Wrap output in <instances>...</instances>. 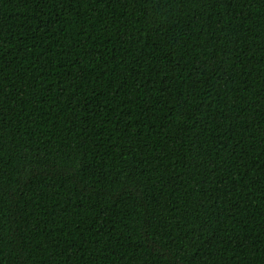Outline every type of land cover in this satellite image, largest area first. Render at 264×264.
I'll return each mask as SVG.
<instances>
[{"label": "trees", "instance_id": "obj_1", "mask_svg": "<svg viewBox=\"0 0 264 264\" xmlns=\"http://www.w3.org/2000/svg\"><path fill=\"white\" fill-rule=\"evenodd\" d=\"M0 264H264V0H0Z\"/></svg>", "mask_w": 264, "mask_h": 264}]
</instances>
